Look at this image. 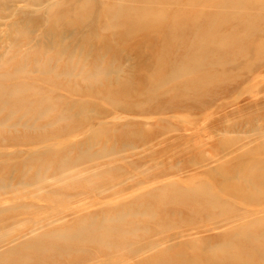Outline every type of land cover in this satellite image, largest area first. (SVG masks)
Segmentation results:
<instances>
[{
    "label": "rangeland",
    "instance_id": "1",
    "mask_svg": "<svg viewBox=\"0 0 264 264\" xmlns=\"http://www.w3.org/2000/svg\"><path fill=\"white\" fill-rule=\"evenodd\" d=\"M33 1H39L38 5L28 7L26 3H21L16 7L11 6L7 9L9 11L0 12V74L15 73L18 77L14 81L16 84L20 77L32 78L31 81L37 85L36 90L51 98V101L43 104L50 106L49 116L35 122L34 118L27 119L17 109L14 111L16 102L11 101L7 105V113L22 123L15 129L20 133H33L31 135L34 136L48 131L54 135L49 137L52 138L51 144L34 142L31 150L22 136L16 147L0 151V178L8 174L4 189L17 194L33 192L17 197V206L48 196L46 190H38L30 183L36 172L30 155L35 152L42 153L40 159L43 165L48 172H53L58 169L61 159H75L80 148L94 154L108 151L119 154V150L125 148L132 153V157L126 161L127 167L137 166L131 171L125 170V178L131 177V180L115 185L119 177L97 171L87 178L90 181L88 185L83 181L67 192L61 189L68 188V184L54 186L52 200L58 204L55 207L70 211L53 225L69 226L79 216L88 214L92 217L88 219V224L92 220L100 223L103 219L117 222L115 218L120 217L118 208L128 203L133 205L132 202L141 210H148L147 214L139 217L148 224L133 220L141 228L136 233L128 232L131 229L129 217L123 221V230L126 229L124 235L122 228L123 233L120 234L121 231L109 229L108 226L97 233L95 231L96 234L108 231L101 233L102 237L99 238H107L105 243L108 244L89 242V245L87 242L75 248L71 254H65V251L60 253L64 246L59 245L58 238L54 245L45 243L40 256L49 255L53 259L40 264H264V241L258 240L252 245L237 237L238 232L252 220H264V211H257L264 208V186L255 177L257 172L264 173V146H261L264 142V55L254 56L245 49L246 46L251 47L254 38L248 37L246 30L240 33L239 40L229 48L234 56L221 61L216 69L221 75L219 83L212 86V81L204 77L197 80L195 93L202 96L201 100H195L193 90L186 93L188 95L166 96L165 91L170 89L172 83L170 76L161 71L174 61V54L169 52L171 44L165 45L164 50L168 53L161 49V45L169 39L168 20L159 21L154 27L148 19L150 17L145 18V14L139 13L144 17L141 25L150 27L140 30L133 26L131 35L116 28H105L98 31L100 33L96 36L91 31L96 28L93 26L94 20L98 22L102 19L96 8H93L91 20L83 26L79 19L81 15L72 10L78 0ZM255 1L248 2L251 13ZM96 2L98 0H92L91 5ZM171 6L168 9L173 11ZM63 10L71 14H64L59 19L58 14H62ZM158 15H162L161 12ZM103 18L106 19L105 16ZM260 18L254 21L259 28L264 27V21ZM180 25L181 28L189 26L184 22ZM227 27L222 23L214 26L219 32ZM155 28L162 31L158 38L152 36ZM26 39L30 40L29 45L25 44ZM192 41L182 36L176 47L184 48ZM29 48L33 49L32 53L22 58L19 52L23 53ZM217 58L218 54L205 58V69L201 74L208 75L210 70L206 68L207 65ZM6 61L11 66L8 69L2 65ZM94 65L96 68L92 69ZM154 72H160V86L156 85ZM197 77L194 78L201 76ZM98 80L99 83L92 85ZM62 84L66 86L62 87ZM17 88L21 89L19 86ZM30 92L35 94V91ZM103 92L104 98L99 95ZM193 105L192 112L177 109V106ZM66 110L70 115L61 117ZM160 119L163 121L155 123ZM28 122H32V125ZM27 124L29 128H25ZM65 129L71 133L65 135ZM58 154L61 155L58 157ZM240 160H244V166L249 165V172H254L249 183L245 178L248 174L241 172ZM249 162L257 163L258 167L251 166ZM168 184L191 190L202 188L207 192L208 203L199 200V204L187 208L178 206L167 213L170 210L168 202L158 197H141L150 190ZM103 185L115 186L101 192L105 198H98L96 193L100 195ZM44 203L39 202V205ZM51 211L48 210L46 215ZM127 211L126 208L125 212L129 214ZM159 222L169 226L151 233L143 230L144 226L152 228ZM260 233V228H250L253 238ZM115 234L120 235V239L116 240ZM111 235L115 237L111 238ZM33 236L34 233L27 234L20 241ZM173 237L175 239L170 240ZM148 241L163 242L150 251L146 245ZM16 243L4 245V248H0V255ZM213 249L219 250L214 260L210 252ZM130 250L138 253L133 255ZM86 251L91 253L90 257L92 254L95 257L89 259L88 256L81 260ZM36 253L37 249L31 247L23 255L4 254L0 257V264H23L26 256L37 257ZM36 262L25 261L24 264H39Z\"/></svg>",
    "mask_w": 264,
    "mask_h": 264
},
{
    "label": "bare ground",
    "instance_id": "2",
    "mask_svg": "<svg viewBox=\"0 0 264 264\" xmlns=\"http://www.w3.org/2000/svg\"><path fill=\"white\" fill-rule=\"evenodd\" d=\"M37 2L33 0H0V12L6 11L7 9L11 8V6L16 7L21 3H26V5L29 7L31 5L32 6L38 5ZM248 2L249 0H98V2H96L94 5H91L92 0H78L73 5L72 10H74L76 14L81 15L79 16V19L83 23L82 25L85 26L87 22L90 21L92 16L94 15L93 8L97 9V14H99V16H102V19L98 20V22L95 21L97 19L94 20L93 26H95L96 28L91 29V31L96 36L100 33V32L98 33V31L105 28H109V29L116 28L119 30H123L125 33H129L130 35L133 26H136L140 30L145 29L149 25H141L142 23L141 20L144 19L142 15L144 14H145L144 15L145 18L150 17L148 19L150 20L151 23H153L154 27H156V24L159 23V21L168 20L169 26L167 27V30L172 35H170V33L168 34L169 39H166L167 42L161 45V49L163 52L168 53V51L164 50L166 48L165 45L171 44V48H169L170 49L169 52L174 54V61L171 62L169 66H166V68L163 71H161L170 76V81L172 83L170 89L169 90L167 89L165 91L166 96H171V95L179 96L186 93H190V91L193 90L191 91L194 94L193 97L195 98V100L198 101L200 98H202V96L197 95L195 93L196 91L195 85L196 82H198L197 80H200L201 78L204 77L212 81V86L214 84H217L221 75H219V72H217L216 69L219 63H221V61L225 62L226 59L229 60V57L234 56L229 51V48L232 47V45H234L237 40H239V35L240 33L243 32V30H246V32H248L247 35L248 37L252 36V38H254V40L256 41V42L254 41L253 44H251V47L246 46L245 49H247V51H249L254 56L264 55V27L259 28L254 23V21H256L258 17H261L260 19L264 21V0H256L254 2L253 5L254 11L252 13L249 11L250 4ZM169 5L170 6L172 5L171 7L174 8L173 11L168 9ZM68 10L71 11V9ZM68 10L67 13H64V11L66 10H63L62 14H58L59 19L61 17L63 18L64 14L65 15L71 14V12L69 13ZM156 11L158 13L161 12L162 15L159 16L158 13L156 14ZM139 13H141L142 15H139ZM169 14L171 16H169ZM163 15L165 17L161 18ZM104 16L106 19L103 18ZM240 20L241 22H238ZM182 22L189 24V26L185 28H181L182 26L180 24H182ZM216 23H222L225 25V27L228 26L230 28L227 27L225 31L219 32L214 28ZM161 32L162 31H160L159 28H155V33H153L152 36H156V38H158L157 36L160 35ZM130 35L128 36L130 37ZM182 36L187 37L189 40H193L192 44L185 46L184 48H180L178 46L176 47V45L179 44L180 37ZM25 44L29 45L30 40L28 41L26 39ZM32 51L33 49L29 48L25 52L23 53L19 52V53L20 55H22L21 56L22 58L24 57L26 58V56L29 57V54H31ZM212 54H218V58L216 59L217 61L215 60L214 62L208 64L206 68L210 70V73L208 75H203L201 74V72H203V70L205 69L204 59ZM2 65L6 69L11 67L7 61L6 63H2ZM91 68L95 69L96 67L94 65ZM53 74H57V73H53ZM53 74L51 75L55 76ZM153 75L156 77L155 80L156 85L160 86L161 84V81L159 79L160 72H154ZM198 75H200L201 77L199 79H195L198 78L197 77ZM15 78H18L15 73H9L8 75L5 76L3 74L2 75L0 74V151H3L8 147H16L19 138L22 136L25 138V141L28 147L30 148V150L32 149L34 142L35 143L45 142V144H51L50 140H52V138L49 137H52L54 134L49 133V131L46 133L42 132L41 133L42 135L40 134L34 136L31 135L33 133H28L27 131L20 133L17 129H15L16 127L22 126L21 125L22 123H19V121L16 120L14 116L11 117L12 115L7 113V109H8L7 105L10 104L11 101L16 102L13 107L14 111L17 109L18 112L23 113V116L29 120H31V117L34 118L33 122H35L38 119L47 118L51 111L50 106L48 107L46 105H43L46 102L48 103L49 101H51V98L46 95L44 96V93L41 94L40 91L36 90L35 87L37 85L31 81L32 78L26 76L20 77L21 80L19 82L17 81L18 85L14 83ZM99 82L100 81L98 80L94 82L92 85H95L96 83ZM18 86L21 87V89L17 88ZM63 86L66 85L62 84V87ZM188 86H191L192 88L190 89ZM30 91H35V94L31 93ZM76 93L78 95V92ZM99 95L102 96V98L105 97L104 92ZM5 98L6 101H4ZM171 102L173 103V101ZM195 104L196 103H194V105ZM194 105L190 107L177 106V109L183 108L185 111L192 112L194 110L193 109ZM138 107H140V105H138ZM69 113L70 112L66 110V112H64L61 115V117L64 116L67 117L70 115ZM10 117L14 118L15 120H11ZM58 120L60 119L58 118ZM162 121L163 120L160 119L155 121V123ZM24 124H26L25 121ZM28 124L32 125V122L31 123L28 122ZM28 124L26 125L25 128L28 127ZM186 129L190 130V128H186ZM64 133L65 135H69L71 131L65 129ZM261 146H264V142L263 145L261 144ZM250 148L251 147H249V149ZM120 150H119L120 152L119 154H114L113 151L104 152L102 154L99 153L94 154L93 152L87 150L86 148L85 149L80 148L78 149V151L75 150L77 151L75 155V159H72L71 157L70 158L66 157L61 159L57 166L58 169H55L53 172H48L47 167L43 165L40 159L42 153L41 154L40 152L33 153L32 156L30 155V162L33 165H35L36 172L35 175L31 178L30 183L31 185L33 184L32 186L37 187L38 190L40 189L46 190L48 196L39 197V199H35V200L33 199L29 200L24 205L21 206H17L16 202L18 199L16 200V198L19 196H24L21 194L27 195V194H33V192L30 193L21 192L20 194H17L13 191L5 190L4 189L6 185L5 180L7 179L8 174L7 173L4 174L0 178V234H1L0 248H4L5 247L4 245L10 246V244L12 243H16V242L17 243L14 245V247L9 248L7 252L2 253L0 257L4 254L5 256L6 255L9 256V255H14L15 253H21V255H23V253H25L27 249L30 250L31 247H33L37 249L36 255L38 256L37 257L26 256V259H24V263L25 261L26 262L37 261L36 263L40 264L41 262L51 261L53 259V257L49 255H47L46 257L40 256V253L42 251V246L45 243L49 245L56 244L55 239L57 238L59 239L58 240L59 245L64 246V250L63 249L60 250V253L65 251V254L68 253L71 254V252H73L75 248L78 249L79 246L81 247L82 245H85L87 242L88 244L90 242L91 244H96V245L108 244L105 243V239L107 238L99 240L101 233L102 234L105 233L106 232L105 230L101 233H98L99 235L96 234L97 231H101L102 228H104V226L106 227L108 226L109 229L113 228V230H117L118 232L121 231L122 228V231L124 233L121 231L120 234L123 233L124 235L126 233L125 232L126 229L123 230V221L127 217L131 218V222L129 221L131 225V229L128 231L129 234L136 233L141 229L138 224H134L136 223L133 222L134 219L135 220L138 219L139 221L148 224L147 222L143 221V219H139V217H143L145 214H147L148 210L147 211L141 210L139 206L135 205L132 202L133 205H130L128 203L125 204V206L123 205L120 206V208H118L119 206L117 207L120 216L119 217L120 219L115 218V221L117 222L114 221L111 222L109 220L103 219V221L100 220V223L92 220V223L90 222V224H88L87 223L88 219L92 218L90 217L91 215L88 214L85 217L79 216L69 226L53 225V223L56 220H61L65 216V214L70 211L69 209L62 210V209H57L55 207L58 206V204L52 200V195L54 194L53 191L54 186H58L62 184L64 186L68 184L69 185L68 188L61 189L62 191L67 192L68 190L74 189L75 186H77L78 184L83 183V181H86L85 183L88 185L90 181H88L87 178L90 177V175H93L97 171H102L103 174L113 173L117 177H119L118 179H116L115 185L123 184L124 182L131 180V177H127V179L125 178L126 176L125 170L129 169L131 171V169L133 170L134 168H137V166L127 167L128 164L126 165V161L132 157V153H130V149L127 150L123 148V150L121 151ZM60 155L61 154H58L57 156L59 157ZM243 161L244 160L239 161V163L241 162V172L245 171L244 173L248 174L245 175L246 176L245 178L248 179L247 182L249 183L250 182L249 179L251 180V177L254 172H249L248 170V168H250L248 167L249 165L244 166L242 163ZM249 164L251 166L258 167L257 163L249 162ZM162 177L165 176H161V178ZM255 177L257 178L256 179L257 182L258 183L261 182L260 184L264 186V173L257 172V176ZM169 184H171V182H169ZM169 184L167 186L150 190L141 197L143 196L158 197L162 201L168 202L170 206L169 208L170 210H167V213L170 212L171 210H175L176 208H178V206L187 208L194 206V204H199V200H204L206 201V203H208V201L206 200L207 192L201 190L202 188L200 190L199 189L191 190L184 187L180 188L175 184L173 185H169ZM115 185H103L104 187L103 190L100 191V195H97L96 193L98 186L95 187L96 189L94 191L96 193V196H98V198H105L103 196L104 193L101 194V192L109 191ZM39 202H45V203L43 205H39ZM100 204H102L101 201ZM30 207H32V209ZM124 208L125 210L127 208L128 210L127 212H129V214L125 212ZM263 209L264 208H260L257 211H264ZM48 210H52V211L46 215ZM248 213L253 214V212H248ZM99 217L101 218L102 216L99 215ZM11 219H15V221H9ZM257 222L258 224H260V226L257 224ZM263 222L264 220L262 219L252 220L247 227H243L238 232L237 234L238 239L241 240L242 242L249 243L252 245L256 244L254 242H257L258 240L264 241ZM167 226L169 225H165L162 224V222H159V223H155V225L152 228H150V226H144L143 230H145V233H151V232L160 231V229L161 230L166 229ZM252 227H258L261 230L260 234L254 236L256 240H254L253 236H250V228ZM32 233H34V236L32 238L28 240H25L24 238V241H20L23 240L22 237H25L27 234H32ZM119 236L117 235L116 240L119 238ZM113 237L111 235V238ZM174 239L175 238L173 237L170 240H174ZM121 240H123V237ZM161 242L163 241H159V242L148 241L146 242L147 243L146 245L147 248L150 249L151 251L157 248L158 246H160ZM248 249L246 248V250ZM129 252H131L133 255L138 253L136 250H130ZM210 252H211L212 260H214L215 259L214 255H216L217 252H219V250L217 251L213 249L210 250ZM147 253H149V251ZM90 255H91L90 252L88 251L84 252L82 254L81 260L88 258V256L90 257ZM92 257H95L94 254H92V256L89 259H91Z\"/></svg>",
    "mask_w": 264,
    "mask_h": 264
}]
</instances>
